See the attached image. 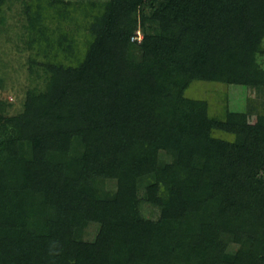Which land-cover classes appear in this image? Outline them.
I'll list each match as a JSON object with an SVG mask.
<instances>
[{
	"label": "trees",
	"instance_id": "16d2710c",
	"mask_svg": "<svg viewBox=\"0 0 264 264\" xmlns=\"http://www.w3.org/2000/svg\"><path fill=\"white\" fill-rule=\"evenodd\" d=\"M15 1L44 85L0 114V264H264V102L188 95L264 90V0Z\"/></svg>",
	"mask_w": 264,
	"mask_h": 264
},
{
	"label": "rangeland",
	"instance_id": "374dc122",
	"mask_svg": "<svg viewBox=\"0 0 264 264\" xmlns=\"http://www.w3.org/2000/svg\"><path fill=\"white\" fill-rule=\"evenodd\" d=\"M5 17V21L1 22L0 26V114L2 116L20 112L26 91L34 86L43 88L44 85L41 78L35 80L28 68V60L34 50L27 47L25 39L20 37L24 33L21 31V20L23 22L21 2L15 1L12 8L6 10ZM260 61L264 65V56L260 57ZM248 91L242 85L195 81L189 87L188 95L206 100L212 113L226 106L231 111L248 113L250 120L254 121L255 115L263 110L264 90L255 94ZM141 210L145 217L157 216L156 210L148 204H143ZM96 228V224L89 225L87 239L93 237Z\"/></svg>",
	"mask_w": 264,
	"mask_h": 264
}]
</instances>
